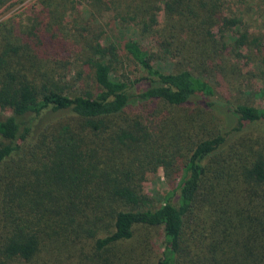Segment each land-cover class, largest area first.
<instances>
[{
  "label": "trees",
  "instance_id": "obj_1",
  "mask_svg": "<svg viewBox=\"0 0 264 264\" xmlns=\"http://www.w3.org/2000/svg\"><path fill=\"white\" fill-rule=\"evenodd\" d=\"M226 3L38 0L25 27L0 23V264L92 238L119 205L127 209L111 214L99 250L161 229L154 264H264V142L240 137L255 123L264 134V107L224 95L243 52L264 50V28L250 32L244 11ZM107 14L118 30L151 41L156 64L135 39L121 44L94 29ZM126 63L141 74L118 78ZM88 70L85 92L77 86ZM138 107L144 115L127 117ZM145 122L174 126L169 153L151 144L150 129L161 125ZM105 133L129 160L114 161L110 150L101 161L86 150L90 135ZM155 163L178 179L177 193L158 207L141 186Z\"/></svg>",
  "mask_w": 264,
  "mask_h": 264
},
{
  "label": "rangeland",
  "instance_id": "obj_2",
  "mask_svg": "<svg viewBox=\"0 0 264 264\" xmlns=\"http://www.w3.org/2000/svg\"><path fill=\"white\" fill-rule=\"evenodd\" d=\"M227 6L230 11L235 14L239 10L244 11V23L247 29L251 30L259 27L264 28V12H257L255 6L260 4L262 0H226ZM38 7V0H12L8 2L4 7L0 8V23L2 22H14L19 23L21 28L25 27L27 17L30 16L32 7ZM84 5L80 7V11L84 15ZM264 10V7H263ZM84 18V17H83ZM77 22H81V18L75 16L74 19ZM69 20L71 25L75 21ZM101 28L107 34V36L119 38L121 44L125 41V38L135 39L139 42L142 49H144L151 62H155L157 59L158 51L153 47L152 43L148 39H140L136 36L135 31L132 28H127L124 31H120L115 28V22L113 21V15L107 14L101 20L100 23L94 26V29L101 32ZM263 42H264V30ZM156 64V63H154ZM160 64V62L158 63ZM187 66H190L186 63ZM237 67V74L235 78L228 77L229 81H232L230 86H224V95L229 100L238 102L241 104H247L254 107H264V50L260 53L253 49L251 53L243 52V57L235 64ZM117 76H127L129 78L138 77L141 73L137 71L133 66L125 64L123 68L120 66L116 69ZM84 80L77 86L82 91H89L92 83L91 72L88 70L84 74ZM91 80V79H90ZM93 91V90H92ZM91 91V92H92ZM146 108L138 107L136 110H128L126 112L127 117H135L137 115H144ZM157 112L166 113L165 107L162 105L156 106ZM5 116V112L0 110V117ZM61 117H58V119ZM225 121L224 118H221ZM151 126L161 125L160 130L150 129L151 144L160 153L162 157L163 151H169L172 148L173 141L172 136L175 133V128L172 124L166 126L160 122H145ZM221 123V122H220ZM225 124V122H222ZM116 125L119 126L118 120ZM247 129L244 132H240V137L247 141L248 145H255V142H264V134L262 132V126L259 123L246 125ZM110 134L105 133L101 137H95L90 135L87 139L86 150L95 151L98 157L101 156V161L106 160L105 156H111L110 150L113 152V160L120 163L121 158L129 160V152H120L114 148V144H111L109 139ZM263 138V139H262ZM158 155V156H159ZM181 163L179 162L177 166ZM176 172L167 176L163 166L159 163H155L152 166H147L143 169L142 189L144 194L151 200L152 207L160 206L167 198H170L173 194L177 193V178ZM123 205L116 206L115 209L109 211L108 217L103 221L101 225V232L92 238L84 236L79 241L72 240L67 243L65 247H52L43 248L40 254L30 262H23L17 260L8 264H154L158 254L163 251L164 241L163 232L161 229L157 230H143V232H137L132 240L126 242H119L111 245L109 248L99 250L97 249L95 242L97 238H100L113 229V212L126 210ZM143 233V235H142Z\"/></svg>",
  "mask_w": 264,
  "mask_h": 264
}]
</instances>
